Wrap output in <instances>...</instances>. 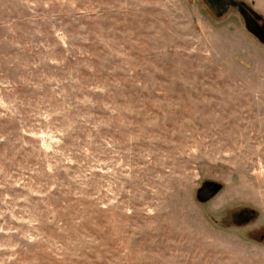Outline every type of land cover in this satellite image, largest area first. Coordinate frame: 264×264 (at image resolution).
Segmentation results:
<instances>
[{"label":"rangeland","instance_id":"rangeland-1","mask_svg":"<svg viewBox=\"0 0 264 264\" xmlns=\"http://www.w3.org/2000/svg\"><path fill=\"white\" fill-rule=\"evenodd\" d=\"M262 28L264 0H0V264H264Z\"/></svg>","mask_w":264,"mask_h":264},{"label":"water","instance_id":"water-1","mask_svg":"<svg viewBox=\"0 0 264 264\" xmlns=\"http://www.w3.org/2000/svg\"><path fill=\"white\" fill-rule=\"evenodd\" d=\"M217 188L214 184H209L208 186L204 187L202 191H200L199 197L202 200H207L209 198V194L213 195L216 192Z\"/></svg>","mask_w":264,"mask_h":264},{"label":"flooded vegetation","instance_id":"flooded-vegetation-1","mask_svg":"<svg viewBox=\"0 0 264 264\" xmlns=\"http://www.w3.org/2000/svg\"><path fill=\"white\" fill-rule=\"evenodd\" d=\"M252 23H253L255 26H257V25H256V21H252ZM261 30H262V32H263V31H264V28H262ZM261 30H260V31H261Z\"/></svg>","mask_w":264,"mask_h":264},{"label":"trees","instance_id":"trees-1","mask_svg":"<svg viewBox=\"0 0 264 264\" xmlns=\"http://www.w3.org/2000/svg\"><path fill=\"white\" fill-rule=\"evenodd\" d=\"M209 184H207L206 186H208ZM215 187H216V185H215ZM217 188V187H216ZM211 196V194H209V197ZM200 200H202L201 198H200ZM202 201H204V200H202Z\"/></svg>","mask_w":264,"mask_h":264}]
</instances>
